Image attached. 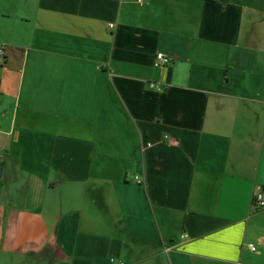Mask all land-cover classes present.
I'll use <instances>...</instances> for the list:
<instances>
[{"label":"crops","instance_id":"0c3cea01","mask_svg":"<svg viewBox=\"0 0 264 264\" xmlns=\"http://www.w3.org/2000/svg\"><path fill=\"white\" fill-rule=\"evenodd\" d=\"M142 1L0 0V264H264V0Z\"/></svg>","mask_w":264,"mask_h":264},{"label":"built area","instance_id":"2783aa9c","mask_svg":"<svg viewBox=\"0 0 264 264\" xmlns=\"http://www.w3.org/2000/svg\"><path fill=\"white\" fill-rule=\"evenodd\" d=\"M139 3H142V0H138ZM110 27H113L114 24L109 25ZM7 50H6V46L5 45H1L0 44V65H3L5 63L6 57H7ZM171 62V57L167 56L166 54H164L163 52H158L156 54V58H154L153 61V66L155 68H164L166 65H168ZM152 87H156L159 88V90H161L162 88H160V86L157 84H151ZM136 180L138 182H143L142 179H140L139 176H136ZM254 206H256L259 209H264V190H258L257 193L255 194V199H254ZM252 250L256 249V246L253 245V243H251L249 245ZM112 264H126L123 261H116L113 260Z\"/></svg>","mask_w":264,"mask_h":264},{"label":"water","instance_id":"95a60500","mask_svg":"<svg viewBox=\"0 0 264 264\" xmlns=\"http://www.w3.org/2000/svg\"><path fill=\"white\" fill-rule=\"evenodd\" d=\"M222 2H229V0H221ZM2 167H0V178L2 177Z\"/></svg>","mask_w":264,"mask_h":264}]
</instances>
